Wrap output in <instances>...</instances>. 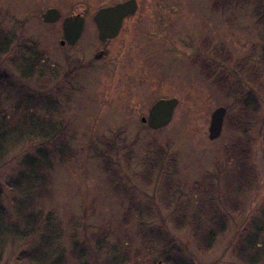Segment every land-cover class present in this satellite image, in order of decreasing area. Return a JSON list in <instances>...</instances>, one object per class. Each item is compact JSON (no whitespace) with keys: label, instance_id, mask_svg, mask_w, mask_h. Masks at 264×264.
<instances>
[{"label":"rangeland","instance_id":"1","mask_svg":"<svg viewBox=\"0 0 264 264\" xmlns=\"http://www.w3.org/2000/svg\"><path fill=\"white\" fill-rule=\"evenodd\" d=\"M121 1L0 0V36L8 38L0 70H12V57L22 51L16 47L25 44L41 53V71L59 70L57 90L54 79L41 81L37 72L30 78L36 90L59 94L51 109L32 110L56 127L47 140L18 121L24 108L0 93V122L4 116L19 139L0 165L1 205L13 219V204L21 197L6 187L8 179L16 176L17 187L24 189L29 172L43 177L44 184L32 182L28 189L35 191L26 196L32 210L50 221L39 222L24 249L38 246L45 233L54 264H117L120 258L157 264L160 247L142 237L143 221L162 222L192 264H240L233 252L239 235L244 228L251 235L263 221L258 211L264 200V105L254 114L240 102L264 84V22L256 23L246 0L224 8L211 0H136L131 21L137 28L126 27L128 34L108 45L106 58L93 60L102 44L92 16ZM52 7L60 18L43 22L41 13ZM75 14L84 17L83 30L74 44L61 45V21ZM69 62L73 78L64 82ZM170 97L178 101L167 125L152 129L141 122L156 99ZM218 106L225 108L222 129L210 139V113ZM165 184L166 197L171 200L173 191L180 201L167 209L159 202ZM178 212L185 218H177L182 227L176 230ZM195 213L202 220L224 217V231L206 251L197 248L191 232ZM20 242L0 243V264H34L17 262Z\"/></svg>","mask_w":264,"mask_h":264},{"label":"trees","instance_id":"2","mask_svg":"<svg viewBox=\"0 0 264 264\" xmlns=\"http://www.w3.org/2000/svg\"><path fill=\"white\" fill-rule=\"evenodd\" d=\"M212 6L217 7L220 5L221 8H224L225 6L229 5L232 0H211ZM237 4H243L244 2L241 0H235ZM249 1L253 5L254 9V16L256 23L264 22V0H246V2ZM259 6H262L263 9L258 8ZM260 24V23H259ZM1 31V30H0ZM6 39V40H5ZM4 40V41H2ZM8 38L4 36H0V53L7 52L6 44ZM17 49L22 48V51L16 52V55L12 57V60L10 62L11 66H13L12 70L7 71H1L0 70V93L3 92L4 97L6 99L15 100L17 105L19 107L24 108L23 112H21V115L18 119V121L26 126V128L31 131L32 133H35L37 135L45 136L46 140L48 137L56 132V127L54 125H51L47 123L46 121H43L44 119L40 117V115H36L33 113V109L42 108L43 112H45L48 109H51V103H55V101H58L57 93L53 92L50 94H46V92H43L42 90L38 89L36 90L34 86H37L34 84H30V78L33 76L34 72H37L38 79L49 81L54 79L55 83V89H59L57 86V79H58V68L55 66H50V69H52L50 72H43L41 71V68L39 69V64L42 59L41 53L37 54L34 50L35 47L33 45H27L25 44L22 46H17ZM37 51V50H36ZM29 55V56H28ZM196 57L200 60L199 56L196 55ZM42 62V61H41ZM201 63V62H200ZM77 66V65H76ZM76 66H73L74 68ZM69 62V68L66 72L62 74V77L64 79V82H69L73 78L72 69ZM36 68H38L36 71H34ZM203 72H206L204 68H202ZM226 71V69H225ZM72 74V75H71ZM233 74V73H232ZM36 75V76H37ZM207 76V74H205ZM234 75V74H233ZM209 77V74L207 78ZM227 76L223 79H225ZM37 79V80H38ZM213 82L215 83V78H212ZM219 86V82H217ZM235 89V87H233ZM36 90V91H35ZM53 91V90H52ZM264 84H260L257 86V98L253 95H250L248 93L247 97H244V99L240 102V105L244 108H250V110L255 114V112L258 110V105H264ZM263 94V95H262ZM259 96L261 97V101H259ZM53 105V104H52ZM252 113V114H253ZM253 114V115H254ZM262 142L264 145V118H262ZM19 139H16V136L12 135L9 128H6L4 116L2 118V121L0 122V165L3 163V159L5 154L7 153L8 147L13 146L17 143ZM61 151V150H60ZM105 151H103V157L105 156ZM243 157L245 155L242 154ZM246 158V157H245ZM32 158H29L27 160L28 163H33ZM25 172L24 174H26ZM248 173V172H247ZM239 174H243L244 177L246 173L243 171ZM29 178V181L27 183L26 188L21 189L17 187V182H19L18 178L16 176L10 177L8 181L6 182V187H9V191H18L19 192V198L20 200H16L13 204L16 208V217L13 219H10L8 212L6 209L1 205V199L4 196V191L2 187L0 186V243L4 242L7 239H14L19 240L20 245L23 246V249H21L17 255L16 260L19 263L22 262H31L34 264H54L53 259H49V242L48 238L46 239L45 233L43 234L42 240L39 241L38 246H34L33 249H24V245L26 246L27 238H29L31 235H36L37 231L40 230L39 222L43 220V224L47 225L49 224L50 217L46 218L42 215L40 211H33L31 208L32 204V198L27 197V193L35 191L34 188L28 189L29 185L34 182V184L39 181L44 184L43 177L39 174H33V172H29L27 174ZM241 176V175H240ZM240 178L239 176H237ZM242 179L244 178L241 176ZM34 180V181H33ZM38 182V183H39ZM166 183H169L166 181ZM37 184V183H36ZM218 185V182H217ZM215 185L213 188H218V186ZM217 186V187H216ZM42 188L44 185L41 186ZM165 194L163 197H159V202H162L161 205L163 208L167 209V206H172L173 201H175V196L173 191L170 192L172 199L166 197L168 196L169 188L165 184ZM33 189V190H32ZM43 189H41L42 191ZM40 191V192H41ZM39 192V193H40ZM38 194V193H37ZM7 195V193H6ZM24 197H27L23 199ZM18 198V199H19ZM204 199L202 198V201ZM18 201V202H17ZM28 202V203H27ZM178 202H180L178 200ZM175 201V204L178 203ZM206 202L205 200L203 201ZM264 202V200H263ZM261 203L259 206L258 213L262 216L263 221L261 224L256 227V224L254 223L253 226L254 230L252 231V234L249 235L246 228H244L241 232V234L238 237V240L235 243L233 252L235 259L240 264H264V203ZM180 204V203H179ZM200 207V204L197 203ZM202 204V205H203ZM237 205V203H236ZM211 206V205H210ZM236 208H230V210L234 211ZM176 210H179L177 208ZM144 212V211H143ZM179 215L174 216L173 218V228L174 229H180L182 226H179L177 223L178 221H182V218H185V215L183 212H178ZM171 215H173L171 213ZM212 214L208 216V219L202 220V218H199L198 214L192 215V223L193 226L191 228V232L195 238L197 248L206 251L212 246V243H214L216 235L223 232V224L221 223L222 220H224V217L218 216L216 217ZM10 219V220H9ZM222 219V220H221ZM144 224L143 229H145V233L142 234V237L145 239V241H150L153 244L160 247V253L158 257V261H161L162 264H192L193 262L191 259H189L186 255L184 248L177 243V241L173 238L171 233L166 229L165 225L161 222L157 226L153 223H148L147 221L142 222ZM222 224V225H221ZM176 226V227H175ZM46 227V226H45ZM44 232V231H43ZM245 234V235H244ZM2 245L0 244V258L2 255ZM40 252V253H39ZM43 252V253H42ZM77 255V253H76ZM122 262L121 258L118 259L117 264H120ZM106 264H112V263H106Z\"/></svg>","mask_w":264,"mask_h":264},{"label":"water","instance_id":"3","mask_svg":"<svg viewBox=\"0 0 264 264\" xmlns=\"http://www.w3.org/2000/svg\"><path fill=\"white\" fill-rule=\"evenodd\" d=\"M137 8L136 0H124L113 5L99 7L94 15L93 20L97 28V38L104 41L113 38L118 33L121 21L124 16L133 13ZM43 22L51 23L60 18V12L57 8H48L40 15ZM83 28V17L81 15L65 16L61 21L62 39L60 44L72 45L79 38ZM101 52L95 54L99 57ZM177 104L175 97L159 98L149 107L146 116L141 117V122H144L148 127L157 129L165 126L172 118L173 109ZM225 108L218 106L210 113L208 124V137L214 139L221 133ZM132 264V263H124ZM157 264H162L157 261Z\"/></svg>","mask_w":264,"mask_h":264},{"label":"flooded vegetation","instance_id":"4","mask_svg":"<svg viewBox=\"0 0 264 264\" xmlns=\"http://www.w3.org/2000/svg\"><path fill=\"white\" fill-rule=\"evenodd\" d=\"M114 4V3H113ZM109 5V4H108ZM110 5H112L111 3H110ZM137 11V9L135 10V12ZM135 12H133V13H129V14H127L126 16H124L123 17V19H122V21H121V26H120V29H119V31H118V33L116 34V36H114L113 38H109V39H106V40H104V41H101V43H100V45L102 44V46L100 47V49H98L96 52H94L93 54H92V58H93V60H98V59H101V58H106V54H107V52H106V50L108 49L107 47H108V45H110L112 42H114V41H116L120 36H122V35H127L128 34V31L131 29V30H134V29H136L137 28V24H136V22H134V21H131V19L134 17V13ZM83 19H84V17H83ZM85 20V19H84ZM84 20H83V27H84ZM95 24V23H94ZM126 27H127V29H128V31H126ZM97 29V28H96ZM82 30H83V28H82ZM82 32V31H81ZM125 33V34H124ZM61 40V39H60ZM60 40H59V42H60ZM78 40V39H77ZM76 40V41H77ZM75 41V42H76ZM123 51L124 50H122V51H120V55H122L123 54ZM98 52H101V55L99 56V57H95V54L96 53H98ZM106 53V54H105ZM78 60V59H77ZM72 61H75V60H72ZM81 62H79L78 61V63H76V64H72L73 66H76L77 64H80ZM88 65H90V64H92V61H91V58H89L88 59V61L86 62ZM83 65H85V64H83Z\"/></svg>","mask_w":264,"mask_h":264}]
</instances>
